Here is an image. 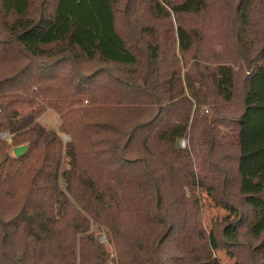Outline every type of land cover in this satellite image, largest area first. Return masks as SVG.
I'll list each match as a JSON object with an SVG mask.
<instances>
[{
    "label": "trees",
    "instance_id": "1",
    "mask_svg": "<svg viewBox=\"0 0 264 264\" xmlns=\"http://www.w3.org/2000/svg\"><path fill=\"white\" fill-rule=\"evenodd\" d=\"M261 59L264 0H0V264H264Z\"/></svg>",
    "mask_w": 264,
    "mask_h": 264
},
{
    "label": "rangeland",
    "instance_id": "2",
    "mask_svg": "<svg viewBox=\"0 0 264 264\" xmlns=\"http://www.w3.org/2000/svg\"><path fill=\"white\" fill-rule=\"evenodd\" d=\"M260 63H264V59H261ZM241 64H244V63L240 62V64L235 65V69L238 71H243L244 74H249L250 71H248L247 68L245 70H242L240 68ZM39 121L45 127L55 130L59 134V136H61L62 138L64 136L70 137V135L59 131L60 118H59L58 113L54 111L53 109L48 108L46 113L42 117L39 118ZM1 138L7 141L9 144H12L14 134L8 130L2 131ZM180 146L182 148H188L189 138H185L184 140H182ZM199 192H200L201 202H202V213H203L204 224L208 231H210L211 228H213L214 223L222 222L225 218H228V217H231L233 219L238 217L237 214L232 215L230 210H227L223 207L218 206L217 203L214 201L213 196H211V194L207 190L200 189ZM93 230L96 232V236L98 237L99 241L102 244L106 245L109 250L113 251V248L108 244V240H107L106 235L104 234V231H101V230L99 231L95 226L93 227ZM214 255L218 259H220L222 264H236L237 262L236 256L232 252L227 251V250L217 249L214 247ZM108 264H116V263L114 261H111Z\"/></svg>",
    "mask_w": 264,
    "mask_h": 264
},
{
    "label": "water",
    "instance_id": "3",
    "mask_svg": "<svg viewBox=\"0 0 264 264\" xmlns=\"http://www.w3.org/2000/svg\"><path fill=\"white\" fill-rule=\"evenodd\" d=\"M28 148H29L28 144H23V145L15 147L13 149V153L15 157L19 158L26 154V152L28 151Z\"/></svg>",
    "mask_w": 264,
    "mask_h": 264
},
{
    "label": "built area",
    "instance_id": "4",
    "mask_svg": "<svg viewBox=\"0 0 264 264\" xmlns=\"http://www.w3.org/2000/svg\"><path fill=\"white\" fill-rule=\"evenodd\" d=\"M63 140H64L65 143H68V142L71 141V139H70L69 136H64V137H63Z\"/></svg>",
    "mask_w": 264,
    "mask_h": 264
}]
</instances>
